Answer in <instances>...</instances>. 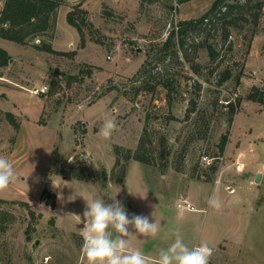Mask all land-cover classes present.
Returning <instances> with one entry per match:
<instances>
[{"label":"rangeland","instance_id":"374dc122","mask_svg":"<svg viewBox=\"0 0 264 264\" xmlns=\"http://www.w3.org/2000/svg\"><path fill=\"white\" fill-rule=\"evenodd\" d=\"M213 1L67 0L58 9L52 31L25 45L0 37V46L11 56L0 67V156L13 164L17 174V180L0 192V198L7 200L0 202V208L14 213V219L0 228V264H87L81 251V218L86 202L96 198L106 204L115 198L130 215L142 214L160 224L155 238H129L150 263L159 249L173 242V229L180 231L189 247L206 241L213 253L223 255L221 245H215L221 240L224 246L222 235L237 220L229 214L232 205L237 203L234 208L238 210L241 200L264 195L263 185L240 188L236 196L214 185L220 173L225 174L222 182H249L248 174L233 179L242 162L251 177L253 172H264V104L251 99L264 97V7L257 25L249 22L231 28L230 50L224 49L219 33L210 40L220 52L215 61L206 47L191 52V59L181 51L178 57L158 58L172 24L201 16ZM79 2L90 22L82 33L66 17ZM105 8L112 9V15H104ZM41 40L53 50L37 47ZM192 61L200 65V71H193ZM147 62H151V73L173 77L178 91L168 94L164 85L154 83L156 79L152 81L156 87L147 86L145 79H134ZM86 68H91V75L83 71ZM226 68L231 76L219 85ZM54 78L58 79L55 86L51 85ZM196 80L201 82L200 106L218 99L217 105H209L211 130L204 141H198L190 132L189 120H183L188 97L197 93ZM42 86L46 92H33ZM230 104L235 107L234 120L214 180H198L175 169L173 165L189 168L191 158H199L206 150L216 151L220 135L229 127ZM6 111L14 114L18 128ZM147 112L152 134L163 133L169 139L163 151L169 152V165L164 168L166 159L158 156L154 164L130 159L124 182L117 183L113 144L135 149ZM171 114L176 118L166 119ZM112 118L118 127L110 139H104L100 128ZM188 136L192 141L185 144ZM181 153L188 154L186 161ZM74 159L83 180L68 175ZM210 159L203 156L201 160ZM237 160L242 162L233 164ZM44 188L56 194L55 207L47 203L50 197L43 195ZM213 194L222 202L219 211L207 204ZM184 199L195 209L179 208L177 204ZM249 218L244 234L256 248L246 243L232 264H264V208L261 213L251 212ZM220 259L212 254L209 264H223Z\"/></svg>","mask_w":264,"mask_h":264},{"label":"trees","instance_id":"16d2710c","mask_svg":"<svg viewBox=\"0 0 264 264\" xmlns=\"http://www.w3.org/2000/svg\"><path fill=\"white\" fill-rule=\"evenodd\" d=\"M189 0H176V3H184ZM67 3V0H4L2 8L0 9V37L11 40L20 45L29 43L34 37L44 35L48 31H52L55 28L58 9L61 5ZM264 7V0H214L212 5L206 12L199 17H192L186 19H179L176 23L172 24V29L168 37L166 38L163 47L161 48V57L167 55L178 57V51H181L186 58L191 59V52H195L199 47H206L211 61H215L220 52L217 47L210 41L216 34L219 33L225 50H230L233 46L231 40V28L239 29L243 24L252 22L254 25L259 23L260 16ZM87 9L82 7V3L73 5L72 9L67 12V21L74 26L78 32L82 33L83 28L86 24H89L87 20ZM112 9H106L103 11L104 15H112ZM53 36V34H50ZM42 47L48 51H52V45L50 43L43 42L41 40ZM178 47L172 51V47ZM9 52L2 46H0V67L7 65L10 59ZM152 58L149 61H151ZM147 62V63H148ZM144 63L139 69L137 74L134 75V79L141 80L145 79L147 86L156 85L154 83H161L164 85L168 94L173 91L177 92V86L173 77L166 76L160 71L151 73L150 63ZM147 64V67H146ZM193 71H200V65L192 61ZM88 75L92 74L91 68L83 70ZM159 73V78L155 77V74ZM56 75L59 74L56 72ZM164 76V77H163ZM231 76L229 68L223 70L218 79V84L222 85ZM241 74L237 75V81L239 82ZM153 79L156 82L152 83ZM58 79L54 78L51 85L55 86ZM195 92L201 90V82L196 80L194 82ZM195 93L188 97V106L185 111V117L183 120H189L190 132L196 134L198 141L206 140L211 130V118L212 112H210L209 105H217L218 99L210 102L207 106H200L198 98L200 94ZM253 100H259L264 104V97L260 96L258 99L254 96L251 97ZM171 101V99H169ZM229 116L227 118L229 127L222 133L216 143V151L210 152L209 150L204 151L199 155V158L192 157L193 164L189 168H184L179 165H173L178 171L187 173L190 177L196 178L203 181L214 180L219 170V159L225 152V148L229 139L230 129L234 120L233 111L235 110L234 105L229 106ZM6 116L9 121L18 128V123L11 111H6ZM150 112H147L145 123L142 127V131L138 140V144L135 149L126 147L122 144H113V153L115 155V166L118 167L119 173L115 177L117 183L122 184L127 171L128 161L130 159L140 161L145 164H154L155 159L159 158L166 159L164 168L169 165V152L166 154L165 151L169 144V139L165 134L155 137L152 134V129H149ZM176 117L166 116V119H175ZM85 130V129H84ZM193 137V136H192ZM191 136L186 138V143H191ZM157 150V151H156ZM187 153V152H186ZM182 154V153H181ZM183 160L186 161L188 154H182ZM203 156L211 158L206 162L201 159ZM176 159V158H175ZM178 160V159H177ZM75 159L72 162L68 175L76 179L83 180L85 176L82 172L75 168ZM43 195H49L47 203L51 207H55L56 194L49 192L47 188H44ZM6 199L0 198V202H6ZM28 205V202H25ZM14 213L8 209L0 208V228L7 222H11L14 218Z\"/></svg>","mask_w":264,"mask_h":264},{"label":"clouds","instance_id":"9594fccd","mask_svg":"<svg viewBox=\"0 0 264 264\" xmlns=\"http://www.w3.org/2000/svg\"><path fill=\"white\" fill-rule=\"evenodd\" d=\"M117 127L115 118L106 119L99 134L110 139ZM32 166L34 169L35 165ZM16 180L13 164L0 156V192L7 190ZM112 201L106 204L103 199L96 198L86 202L80 234L83 240L81 251L87 264H150V258L141 248L132 247L129 238H155L160 232V224L142 214L130 215L119 200L114 198ZM207 204L216 211L222 208V202L215 194L208 198ZM170 238L173 242L167 248L159 249L151 264H209L213 249L208 242L189 247L178 229L170 232Z\"/></svg>","mask_w":264,"mask_h":264},{"label":"crops","instance_id":"0c3cea01","mask_svg":"<svg viewBox=\"0 0 264 264\" xmlns=\"http://www.w3.org/2000/svg\"><path fill=\"white\" fill-rule=\"evenodd\" d=\"M237 162L239 163L242 161L237 160L233 164H237ZM240 164L242 167H244V169L242 171L241 166L236 168L237 173L234 175L233 179L239 180L240 177H244L245 174H248L246 179H249V182H222L223 176L225 174L220 173L219 177L214 183V185L216 186L215 188H218V190H220L221 187L224 186L225 190L231 192L233 195L236 196L240 188L256 189V188H260L262 185L264 186V172L263 171L261 172L260 181L255 182L254 179H255L256 172H253V176L251 177V174L247 173L245 170L244 162ZM230 168H232V166ZM234 198H239V197H234ZM243 201L244 200H241L240 202H238L240 203V205L238 206L239 213H238V210L234 208V205H236L237 203L232 205V208H230L229 214L231 216H234L233 218L234 220L235 219L237 220L236 222H234V226L231 228V230L229 231L227 230L222 235L223 236L222 239H224V246L221 243L222 242L221 240L219 241L220 243H217L218 245H215L217 247L218 246L220 247L221 245V248H219V251L221 250L223 251V255H222L223 257L221 256V254L217 253L216 251L213 254L220 256L222 259H220L219 261L222 262L223 264H232L231 262L234 261L239 256V252H241L240 250L242 249V246H244L246 243H249L251 247L256 248L255 242H253V240L247 241V238L244 234V224H247L248 222H250L249 216L251 212L261 213V210L264 208V195L261 193H258V195H254L250 197V200H248L247 202L246 201L243 202ZM249 203H250V206H249Z\"/></svg>","mask_w":264,"mask_h":264},{"label":"built area","instance_id":"2783aa9c","mask_svg":"<svg viewBox=\"0 0 264 264\" xmlns=\"http://www.w3.org/2000/svg\"><path fill=\"white\" fill-rule=\"evenodd\" d=\"M46 89H47L46 86H42L40 88H36L35 90H33V92L36 93L46 92ZM177 205L179 208L195 209L194 205L187 199L182 200V202H179Z\"/></svg>","mask_w":264,"mask_h":264},{"label":"water","instance_id":"95a60500","mask_svg":"<svg viewBox=\"0 0 264 264\" xmlns=\"http://www.w3.org/2000/svg\"><path fill=\"white\" fill-rule=\"evenodd\" d=\"M260 178H261V172H258L257 175H256V179H255L256 182H259L260 181Z\"/></svg>","mask_w":264,"mask_h":264}]
</instances>
